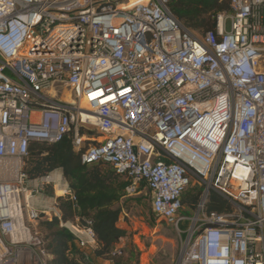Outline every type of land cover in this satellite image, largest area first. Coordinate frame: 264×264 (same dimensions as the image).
Here are the masks:
<instances>
[{
    "label": "built area",
    "instance_id": "2783aa9c",
    "mask_svg": "<svg viewBox=\"0 0 264 264\" xmlns=\"http://www.w3.org/2000/svg\"><path fill=\"white\" fill-rule=\"evenodd\" d=\"M172 2L0 0V264H48L42 215L85 256L97 248L92 220L64 222L55 208H75L63 173L35 181L63 189L54 208L27 189L30 144L64 138L82 165L128 183L123 198L149 192L180 238L174 264H264V0H229L203 36ZM196 181L204 191L184 216ZM210 192L230 211L208 212Z\"/></svg>",
    "mask_w": 264,
    "mask_h": 264
},
{
    "label": "trees",
    "instance_id": "16d2710c",
    "mask_svg": "<svg viewBox=\"0 0 264 264\" xmlns=\"http://www.w3.org/2000/svg\"><path fill=\"white\" fill-rule=\"evenodd\" d=\"M170 9L186 29L197 32L199 36L214 31L218 14L231 12L229 0H173ZM24 165L28 179L42 177L57 169L62 171L76 199L75 208L70 200H60L62 220L66 222L75 217L92 220V230L97 240L93 256L118 264L115 251L126 233L118 226L122 210L115 206L123 198L128 183L113 170L103 168V165H82L80 155L72 150L68 138L51 145L31 143ZM195 191L199 190L185 191L182 204L195 205L199 194ZM206 209L221 214L229 212L231 208L226 200L210 192ZM44 225L49 231L46 236L50 255L48 264H91L92 258L73 246V237L58 227L56 219Z\"/></svg>",
    "mask_w": 264,
    "mask_h": 264
},
{
    "label": "rangeland",
    "instance_id": "374dc122",
    "mask_svg": "<svg viewBox=\"0 0 264 264\" xmlns=\"http://www.w3.org/2000/svg\"><path fill=\"white\" fill-rule=\"evenodd\" d=\"M229 15L230 13L225 14V16ZM226 25L227 28H229V22H227ZM192 33L199 36L197 32ZM62 99H64V96H62ZM24 166L23 162V168ZM102 167L113 170L108 165H103ZM57 170L62 173L61 170ZM49 174L50 173L35 179H29L27 189L34 191L32 193L34 201L38 203L45 202L54 208L52 198L55 197V195H61L56 191L54 194L51 185H45L41 190L35 187L37 183L35 181ZM192 189L199 190L195 191L199 192L198 200L193 206L183 204L184 210H182L183 212L181 214L184 216H190L195 212L200 196L204 191V186L201 182L196 181L190 184L186 192ZM56 203L57 206H55V208L62 216L59 209L60 201L57 200ZM115 207L122 210V217L118 226L126 233L125 238L117 247L118 250L121 251V255L117 256L116 260L118 264H174L180 250V238L171 227H162L159 225V220H157L151 212L150 194L146 189H142L129 198H122ZM48 222L50 221L47 220V217L42 215L35 223V229L42 234L46 243V236L49 231L44 224ZM180 227L181 230H185L187 224H182ZM85 252L86 256L92 258L91 264H113L111 261L105 263L104 260L95 258L93 254H90L93 252L91 249Z\"/></svg>",
    "mask_w": 264,
    "mask_h": 264
},
{
    "label": "bare ground",
    "instance_id": "6f19581e",
    "mask_svg": "<svg viewBox=\"0 0 264 264\" xmlns=\"http://www.w3.org/2000/svg\"><path fill=\"white\" fill-rule=\"evenodd\" d=\"M64 99H62L63 101L67 102V103H71L72 99L70 98V94L69 92H66L63 94ZM55 191L59 194L62 195L63 194V189L61 187H56ZM28 196V194H27Z\"/></svg>",
    "mask_w": 264,
    "mask_h": 264
},
{
    "label": "water",
    "instance_id": "95a60500",
    "mask_svg": "<svg viewBox=\"0 0 264 264\" xmlns=\"http://www.w3.org/2000/svg\"><path fill=\"white\" fill-rule=\"evenodd\" d=\"M159 225L162 226V227H166L167 226L166 222L163 219L159 220Z\"/></svg>",
    "mask_w": 264,
    "mask_h": 264
},
{
    "label": "crops",
    "instance_id": "0c3cea01",
    "mask_svg": "<svg viewBox=\"0 0 264 264\" xmlns=\"http://www.w3.org/2000/svg\"><path fill=\"white\" fill-rule=\"evenodd\" d=\"M123 241V239L120 241V242H122ZM73 246L76 248V246H75V244H73ZM77 249V248H76ZM92 251H94V250H92ZM90 254H93V252H91ZM89 254V255H90ZM105 263H108L107 261H104Z\"/></svg>",
    "mask_w": 264,
    "mask_h": 264
}]
</instances>
